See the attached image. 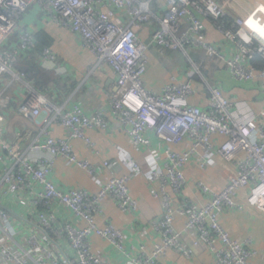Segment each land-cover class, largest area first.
<instances>
[{"label":"built area","instance_id":"2783aa9c","mask_svg":"<svg viewBox=\"0 0 264 264\" xmlns=\"http://www.w3.org/2000/svg\"><path fill=\"white\" fill-rule=\"evenodd\" d=\"M165 1L167 11L149 42L143 44L137 37V27L150 24L151 0H0V82L6 74L13 81L24 79L14 65L34 46L32 36L20 34L12 50L6 45L29 5L35 4L54 23L79 38L81 46L95 57L96 67L106 64L114 73L111 117L134 148H143L142 164L149 170L147 181L159 185L162 207V217L151 223L160 243L150 254L142 245H131L127 250L124 234L111 225L99 227L95 217L101 214L105 199H111L124 213L138 211L127 183L141 173L139 163L133 162L124 177L111 176L95 195L76 189L62 191L49 179L58 158L84 170L89 177L95 176V166L78 160L69 140H83L91 146L86 130L108 131L111 127L103 112L85 115L77 105L69 109L54 107L26 83L25 99L13 110L10 92L0 90V264H108L102 253L91 250V234L110 243L130 264H155L168 251L190 259L191 251L173 226L176 216L185 218L182 231L191 235L192 247L207 249L213 264H250L251 240H232L218 219L226 211L242 209L234 197L243 188L248 191V204L264 210V125L243 104L227 100L215 86L208 88L209 101L203 109L188 104L194 93L191 82L172 79L155 93L145 88L142 77L148 65L145 52L154 47L161 53L180 52L192 64L191 54L200 53L201 63H221L237 82L264 80V66L251 64L256 55L264 60V44L248 26L252 19L264 28V7L234 19L232 30H225L219 21L228 14L217 0ZM202 18L209 19L231 46L229 56L222 52V45L207 41ZM40 65L58 75L65 74L50 49L43 51ZM195 70L198 73V68ZM20 121L28 124V130L18 131ZM52 124H58L67 139L51 137L48 128ZM33 131L37 132L34 138ZM147 132L154 135L159 149L151 148ZM215 136L226 137L218 148L213 146ZM182 143L191 144L190 149L182 153L171 150ZM199 149L204 154L200 155ZM213 153L235 167V176L220 192L199 181L194 183L205 199L204 205L185 200L174 208V199L166 189L179 197L187 185L183 175L187 164L194 161L205 170L213 164ZM240 154L244 158L238 159ZM102 167L103 171L110 169L108 162ZM77 221L85 226L78 228Z\"/></svg>","mask_w":264,"mask_h":264},{"label":"crops","instance_id":"0c3cea01","mask_svg":"<svg viewBox=\"0 0 264 264\" xmlns=\"http://www.w3.org/2000/svg\"><path fill=\"white\" fill-rule=\"evenodd\" d=\"M217 1L233 19L244 17L259 6L264 7V0ZM167 8L165 0H151L150 11L153 18L150 24L137 27V37L140 42L143 44L149 42L153 30L158 27V21ZM202 22L206 30L207 41L210 44L222 45V52L229 56L232 48L226 45L223 35L213 28L209 19L202 18ZM17 30L44 42L56 57L58 65L65 69V74L60 75L66 84L64 88L58 89L52 86L49 87L48 93L42 94L52 106H63L69 109L77 105L81 107L85 115L102 111L104 117L111 123L108 131L96 129L85 131V136L91 146L83 140H69L77 159L95 166L94 177H89L84 170L58 158L49 177L50 181L62 191L76 189L95 195L100 185L111 176L124 177L129 173L133 162L139 163L141 173L134 175L127 183L138 211L124 213L111 199H105L101 203V214L95 217V222L99 227L111 225L121 231L126 240L127 250L131 245H142L145 252L150 254L155 245L160 243V236L151 225L162 217L160 187L157 183L147 181L149 170L142 164L143 148H134L127 134L111 117L109 101L116 91L114 73L106 64L96 67L95 57L81 46L79 38L54 23L50 16L41 12L35 4L29 5L17 24ZM258 30L259 33L253 31L254 36L264 43V33H262L264 28L257 24L256 32ZM145 54L148 65L142 82L146 89L160 93L166 85L171 83L172 79L178 83L191 82L194 93L188 98V104L204 109L209 101L208 88L215 86L227 100L234 104H243L251 116L264 125V80L237 82L221 63L213 60H205L201 63L200 53L191 56L194 65L189 63L180 52L164 51L161 53L159 49L151 47ZM195 67L198 68V73ZM25 83L31 86L25 78L22 82L13 81L8 74L1 79L0 90L10 92V108L13 110H16L25 99ZM20 122L18 131L28 130V124ZM48 131L54 139H67V133L58 124H52ZM36 133L33 131L31 137L34 138ZM145 136L152 149H159V143L151 132H147ZM225 140L226 137L215 136L212 138L213 146L218 148ZM190 145L182 143L171 147V150L177 153L186 152L190 149ZM198 153L204 154L202 149H199ZM244 156L240 154L238 159ZM210 160L213 164L205 170H202L194 161L187 164L183 172L187 185L179 197H174L171 190L166 189V192L174 199V208L185 200L197 206L204 205L205 199L200 192L195 190L194 183L199 181L213 191L220 192L226 186L227 180L235 176V167L224 162L216 153L211 155ZM104 162L109 163L110 169L103 171ZM247 194L246 188L239 189L234 200L242 209L226 211L219 216L218 220L232 240L239 243H245L247 239L251 240L248 246L253 252L250 264H264V210L249 205ZM184 222V217L176 216L173 226L175 230L181 232L182 242L191 251L192 258L186 259L180 254L168 251L158 258L155 264H213V257L207 249L192 247L191 235H186L182 231ZM75 225L78 228L85 226L80 221L75 222ZM89 242L91 250L102 253L108 264H130L127 257L106 240L91 234Z\"/></svg>","mask_w":264,"mask_h":264},{"label":"trees","instance_id":"16d2710c","mask_svg":"<svg viewBox=\"0 0 264 264\" xmlns=\"http://www.w3.org/2000/svg\"><path fill=\"white\" fill-rule=\"evenodd\" d=\"M233 21L234 19L231 18V16H226L221 19L219 23L223 29L232 30L231 27ZM24 33L25 32H20L16 29L13 35L9 37L6 48L8 50L16 48L19 43L18 36ZM32 38L34 41V46L18 57L14 65V70L21 72L24 75L25 80L41 94L48 93L49 87L52 86L54 88L63 89V86L66 84L64 83L65 81L63 80L62 76L54 73L53 71L45 70L40 65L42 53L45 49H48L46 44L42 41H39L35 37ZM251 64L256 65L257 67H263L264 60L260 56L256 55L251 61Z\"/></svg>","mask_w":264,"mask_h":264},{"label":"rangeland","instance_id":"374dc122","mask_svg":"<svg viewBox=\"0 0 264 264\" xmlns=\"http://www.w3.org/2000/svg\"><path fill=\"white\" fill-rule=\"evenodd\" d=\"M262 11H263V13H264V10L262 9ZM248 26H249V29L250 30H252V31H254V33H259V30H260V32H261V29H259L257 32H256V30H257V23L254 21V20H252V19H250L249 21H248ZM262 33H264V32H262ZM191 56H193V54H191ZM188 62H189V60L187 59V58H185ZM190 63V62H189ZM5 78V75H3L2 77H1V79H4Z\"/></svg>","mask_w":264,"mask_h":264},{"label":"bare ground","instance_id":"6f19581e","mask_svg":"<svg viewBox=\"0 0 264 264\" xmlns=\"http://www.w3.org/2000/svg\"><path fill=\"white\" fill-rule=\"evenodd\" d=\"M251 32H252V34L254 35V33H253V31L252 30H250ZM263 43V42H262ZM264 44V43H263Z\"/></svg>","mask_w":264,"mask_h":264}]
</instances>
